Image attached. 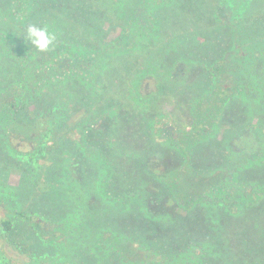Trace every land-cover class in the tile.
<instances>
[{"label": "trees", "instance_id": "trees-1", "mask_svg": "<svg viewBox=\"0 0 264 264\" xmlns=\"http://www.w3.org/2000/svg\"><path fill=\"white\" fill-rule=\"evenodd\" d=\"M81 1L84 2L83 9H67L69 16L62 17L60 10L66 0H0V156L14 163L18 160L16 166L25 163L28 167L22 169V178L29 184L26 188L28 193L18 196L25 200H20L17 192L0 181V205L7 207L8 202L14 204L16 210L13 215L29 224L41 239L50 242L54 236L45 239L50 226L43 219L49 213L57 215L61 219L58 222L63 224L65 219L74 217L76 220L81 214L86 215V209L96 214L100 187L111 197L127 196L142 190L147 192H143L145 197L142 196L140 200L142 220L154 225L173 222L182 215L191 216V226L196 228L195 239L186 241L189 230L184 229V226L188 222L177 224L183 228L176 250L180 253L178 260L175 261L174 257L171 261L165 258V263L154 260L157 264H264V112L261 111L264 106V58L260 60L262 75H257L251 69L256 67V61H252L236 76L233 70L227 68L226 58L215 61L210 72L221 77L216 80L212 90L197 101L193 123L177 134L173 133L171 141L168 138L164 140L169 150V154L162 155L165 158L161 159L157 155L163 143L161 146L154 142L148 144L154 156L152 162L147 161L146 155H141L143 159H140L136 153L124 154L121 147L111 145L118 159L126 156L124 158L140 166L135 192L111 194L112 181L116 176L111 167L112 160L101 151H94L92 141L93 136L103 138L94 129L105 119L103 114L113 119L115 126L119 125V112L115 104L110 103V96L104 93V89L115 86L112 81L119 78L115 68L117 64L113 55L108 54L112 52L111 45L86 43L75 35L74 28L79 26L84 33L96 35L94 31H97L98 14L116 12L125 15L122 12L127 10L128 3L140 0ZM156 2V6L167 5L162 0ZM95 6L98 7L97 12L93 9ZM244 6L241 7L242 13L249 8ZM139 9L136 7L134 12L127 15L128 26L114 40L115 49L121 47L128 52L133 48V33L129 28H135V24L140 22L136 15L141 13ZM152 21L160 29L155 15L151 17ZM237 24L243 28V21H237ZM27 25L46 27L56 39L46 51L39 52L31 47L25 37ZM147 44L146 41L143 43ZM234 44H230V47ZM172 52L165 49L162 57L172 61ZM250 58L251 55H244V60L250 61ZM165 60L161 55L156 56L148 71L157 73L162 69L158 75L162 78L163 75L169 76L176 64L172 61L168 67ZM120 84L126 87L119 96L122 107L128 108L124 110H132L138 118L147 116L151 103L144 102L136 95L135 84ZM238 88L241 90L238 91ZM124 101H128L127 105H124ZM231 103L241 104L240 109L247 121L239 134L230 133L224 140L221 149L224 160L221 164L207 158L203 161L196 153L199 151V155L207 147L209 138H215L221 126H225V108ZM155 116L153 114L151 117ZM37 126H41L42 131L37 138H33V141H37L36 148L28 152L18 151L8 131L13 133L15 128L21 132L35 131ZM112 130L108 129V134L112 140H118ZM247 130L254 137L255 146L251 147L246 140ZM61 133H64L67 141L58 138ZM78 135L80 138L71 143V138H77ZM160 141L163 139L160 138ZM54 148L59 150L58 157L67 155L63 169L56 171V176L58 172H63L65 183L62 186L59 178L51 181L45 172H48L47 161H53L50 151ZM211 155L217 156L214 153ZM93 159L99 161L98 167L90 162ZM69 167L77 172V178L71 176L73 172L68 170ZM89 173H92L93 178L87 179ZM40 183L44 187L38 189L36 194L35 188ZM121 185L125 186L123 183ZM68 195L70 198H67ZM26 200L35 204L31 212L20 208ZM101 201L105 203L109 197L107 199L104 196ZM70 208L72 210L68 215L66 211ZM102 208L100 206L99 210ZM0 224L5 233L14 229L9 217L1 218ZM107 246L103 243L104 255L110 252ZM160 249L164 251V248Z\"/></svg>", "mask_w": 264, "mask_h": 264}, {"label": "rangeland", "instance_id": "rangeland-1", "mask_svg": "<svg viewBox=\"0 0 264 264\" xmlns=\"http://www.w3.org/2000/svg\"><path fill=\"white\" fill-rule=\"evenodd\" d=\"M162 2L167 5L156 6V0H140V2L133 3L130 1L126 7L127 10L122 12L126 13L125 15L116 12L106 15L98 14V18H96L98 21L97 31H94L96 35L84 33L77 25L75 26L78 28H74L75 35L86 43L111 45L110 49L113 53L110 51L111 53L108 54L113 55L117 64L115 68L119 78L112 79L115 86H107L104 93L107 94L106 96H110V103L115 104L116 110L119 112V125L115 126L113 119L111 120L106 114H103L105 119L94 128L95 131H99L103 135V138L93 136L92 141L94 151H101L112 160L111 167L113 166V174L116 176L112 181L111 194L135 192L137 175L140 171L139 163L127 160L124 158L126 156L118 159L119 157L115 155L111 145L121 147L124 154L136 153L140 159H143L141 155H146L149 162H152L151 158L154 157L152 156L153 152H150L149 143L154 142L159 146L163 143L157 152L160 158L164 153L169 154L164 140L168 138V141H171L170 136L173 133L175 135L193 123V113L197 109V101L204 98V93L211 91L216 80L221 77L210 72V68L216 64L217 59L226 58L227 68L233 70L235 76L243 68L249 66L252 61H256L257 65L251 69L257 75L263 74L260 60L264 58V48H261L264 47V0H248V2L247 0H162ZM243 4L245 8L249 7L244 13H242L243 9L241 10ZM63 6L60 10L62 17H67L69 16L68 10L83 9L84 2L66 0V4ZM136 7L141 8V10L139 9L141 13L136 14L139 16L140 22L135 24V28L129 26L133 33V39L131 38L133 48L128 52L121 47V49L118 47L115 49L114 40L120 36L121 30L128 26L127 15L134 12ZM93 9L97 12L98 7L95 6ZM153 15L156 16L160 29L154 21L150 22ZM123 16L125 17L122 18ZM74 20L76 21V19ZM237 21H243V28L238 26ZM156 29H159V32H156ZM247 29L250 31H245ZM150 33H157V37L154 39V34L149 35ZM145 41L148 43L147 46L143 45ZM233 43L236 45L230 47V44ZM250 44L253 46H249ZM165 49L173 51L171 53L172 61H175L176 66L174 65L175 67L170 70L169 76L163 75L162 78L161 75H158L162 69L157 73L148 71V69L154 63L156 56L161 55V58L165 60L162 57ZM117 53L119 54L116 55ZM246 54L251 55L250 61L244 60ZM165 61L166 66H171L172 61ZM121 82H127L128 86L134 83L136 95L144 102L151 103L147 116L138 118L132 110L126 112L128 108L122 107L123 105L120 104L122 99L119 96L123 94L122 91L125 92L126 87L120 86ZM240 90L241 88H238V91ZM260 96L261 94H259ZM262 96H264V89ZM127 102L124 101V105H127ZM240 105L231 103L225 108L223 119L225 126H221L215 138H209L207 147L199 155V151H197L198 158L203 161L207 158L216 164L223 162L221 149L224 140L230 133L239 134L238 132L247 121L242 114ZM261 111L264 112V106ZM153 114L156 116L151 117ZM262 120L264 122V117ZM111 128L119 141L112 140L108 134V129ZM12 131L13 133L9 130L8 135L13 146H16L20 152H28L36 148L37 141H33V138H37L42 128L37 126L35 131L32 129L25 130L26 132L15 128ZM63 134H59L58 138L67 141V137ZM245 135L249 145L255 146L250 130H247ZM79 138L80 135L77 138H71V143ZM160 138L163 141H160ZM57 148L59 147L57 146ZM57 148L50 151L53 161H50L51 159L47 161L48 172L47 170L45 172L49 174L47 178L51 181L54 178H59L62 186L65 183L63 182V172H58V176H56V171L63 169L67 155L61 154L58 157L57 151L59 150ZM76 152L78 151L76 150ZM212 153L217 156L211 155L210 157L209 155ZM176 154L182 157L177 151ZM178 155L175 157H179ZM6 158L0 156V181L7 187H11L15 193L17 192L18 198L21 194L28 193L26 188L29 184L24 182L21 172L28 166H25V163L16 166L18 160L14 163L10 160L7 161ZM90 162L98 167V160L93 159ZM70 169L73 172L71 176L77 178V172L73 171L74 168L69 167L68 170L70 171ZM88 178H93L92 173L87 175ZM121 183L125 186L123 187ZM43 187V183L38 184L35 193L37 194L38 189H43ZM98 191V194L101 195L98 198L97 207L95 206L96 214L93 213L94 211L88 212L86 209V215L81 214L80 218L76 220L74 217L65 219L63 224L60 223L61 219L57 215H52L48 211H46L49 213L48 217H43L42 214L43 219H46L50 226L45 239L54 236L53 241L50 242L41 239L29 224L13 215L16 210L14 204L8 202L7 207L0 205V219L5 216L9 217L14 225L13 231L5 233L0 224V264H133V262L134 264H144L148 261H152L151 264H157L154 260L165 263L166 259L171 261L173 257L177 261V256L180 255L176 250L178 241H180V230L183 228L178 227L177 224L184 225L188 222L184 226V229L189 230L186 241L190 238L195 239L196 228L194 225L191 226V216L184 217L182 215L181 218L173 222L166 221L154 225L145 219L142 220L140 200L142 196L145 197L146 191L141 190V192L122 197H111L101 187ZM104 196L107 199L109 197V201L102 203L101 200L104 199ZM67 198H70V195ZM18 199L21 200L22 197ZM28 201H22L24 205L19 207L31 212L35 204ZM151 205L154 206L153 203ZM100 206L103 207L101 210H99ZM71 210L72 208L67 209L68 215ZM153 219L156 218L153 217ZM188 224L190 225L188 226ZM58 226L61 229H57ZM103 243L108 245L107 249L110 252L107 255H104ZM63 244L66 246L64 247ZM160 248H164V251Z\"/></svg>", "mask_w": 264, "mask_h": 264}, {"label": "clouds", "instance_id": "clouds-1", "mask_svg": "<svg viewBox=\"0 0 264 264\" xmlns=\"http://www.w3.org/2000/svg\"><path fill=\"white\" fill-rule=\"evenodd\" d=\"M25 37L31 47L39 52L46 51L56 39L55 35L50 33L46 27H37L36 25L26 26Z\"/></svg>", "mask_w": 264, "mask_h": 264}]
</instances>
